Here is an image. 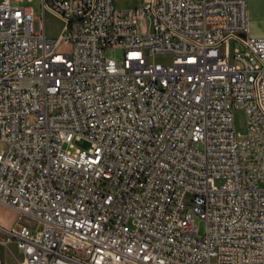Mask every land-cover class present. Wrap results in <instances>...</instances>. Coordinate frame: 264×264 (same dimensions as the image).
<instances>
[{"label":"built area","instance_id":"1","mask_svg":"<svg viewBox=\"0 0 264 264\" xmlns=\"http://www.w3.org/2000/svg\"><path fill=\"white\" fill-rule=\"evenodd\" d=\"M137 2L41 0L35 16L0 0V203L17 212L0 243L20 264H264V36L248 0Z\"/></svg>","mask_w":264,"mask_h":264},{"label":"rangeland","instance_id":"2","mask_svg":"<svg viewBox=\"0 0 264 264\" xmlns=\"http://www.w3.org/2000/svg\"><path fill=\"white\" fill-rule=\"evenodd\" d=\"M12 1L15 2V0H12ZM115 3H116V5H120V6H123V5L134 6L138 2H137V0H115ZM21 4L32 5L34 8L35 16H38V15L41 16L42 15L41 0L25 1L24 3H21ZM45 22H46V30H47L48 37L58 38V36L61 33L62 28H63V22H61L59 19H57L51 15L46 16ZM228 47H229V49H231V51H233L235 48L243 49V44L240 41L230 40L228 42ZM106 54L108 57L115 58V59L122 62L123 56H124V51L121 48H115V49L108 48L106 51ZM157 60L166 62V61H169L170 59L162 57V56H158ZM235 122H236L237 130L240 133H245L246 132V115L242 109H236L235 110ZM195 145L198 148L203 147V145L201 143H197ZM3 146H4V144L2 142H0V149ZM75 146L77 148L87 149L89 147V143L85 140H77V141H75ZM6 209L9 211V212H7V214H5ZM14 211H15V209L0 203V213L5 214L7 218H9L10 213L14 212ZM16 219H17V217H16ZM16 219L14 220V222L16 221ZM25 221H28V219H25ZM196 221H197V224L199 225L200 229L202 230L203 229V222L199 219V217H196Z\"/></svg>","mask_w":264,"mask_h":264},{"label":"crops","instance_id":"3","mask_svg":"<svg viewBox=\"0 0 264 264\" xmlns=\"http://www.w3.org/2000/svg\"><path fill=\"white\" fill-rule=\"evenodd\" d=\"M25 1H32V0H15L13 2L17 5L27 6L32 8L34 12V8L32 5L21 4ZM116 4V3H115ZM119 7H123L117 5ZM248 14H249V34L252 36H264V0H248ZM51 15L55 18L59 19L61 22L62 19L50 11L46 12V16ZM39 16V15H38ZM64 27V22H63ZM63 29V28H62ZM5 214L9 212L7 209L5 210ZM5 214L0 213V223L3 225H11L14 223V220L17 217V212H11L10 217L7 218ZM2 235L0 234V238ZM23 259V254L20 249L17 247L16 243H8L7 245L0 243V260L2 264H20L21 260Z\"/></svg>","mask_w":264,"mask_h":264}]
</instances>
